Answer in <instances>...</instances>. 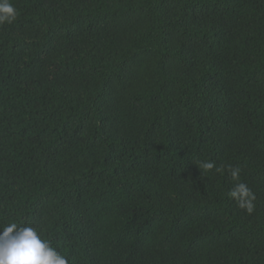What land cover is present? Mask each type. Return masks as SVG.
Instances as JSON below:
<instances>
[{
  "label": "trees",
  "instance_id": "16d2710c",
  "mask_svg": "<svg viewBox=\"0 0 264 264\" xmlns=\"http://www.w3.org/2000/svg\"><path fill=\"white\" fill-rule=\"evenodd\" d=\"M10 2L0 226L69 264H264V0Z\"/></svg>",
  "mask_w": 264,
  "mask_h": 264
},
{
  "label": "clouds",
  "instance_id": "9594fccd",
  "mask_svg": "<svg viewBox=\"0 0 264 264\" xmlns=\"http://www.w3.org/2000/svg\"><path fill=\"white\" fill-rule=\"evenodd\" d=\"M17 18V10L10 0H0V25L12 23ZM199 168L223 173V166L217 167L213 161L199 163ZM228 173L235 182L228 196L237 202L238 207L248 213L254 210L255 193L240 179L239 167L227 166ZM0 264H69L42 232L30 224L8 221L0 226Z\"/></svg>",
  "mask_w": 264,
  "mask_h": 264
}]
</instances>
